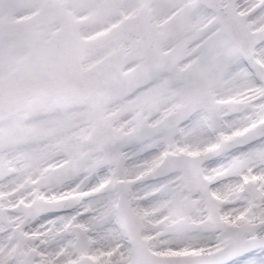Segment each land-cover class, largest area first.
<instances>
[{
	"label": "snow or ice",
	"instance_id": "obj_1",
	"mask_svg": "<svg viewBox=\"0 0 264 264\" xmlns=\"http://www.w3.org/2000/svg\"><path fill=\"white\" fill-rule=\"evenodd\" d=\"M0 264H264V0H0Z\"/></svg>",
	"mask_w": 264,
	"mask_h": 264
}]
</instances>
